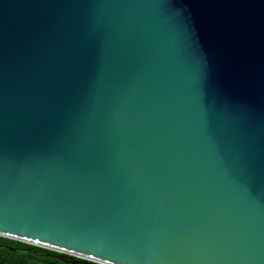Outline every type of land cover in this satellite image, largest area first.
Here are the masks:
<instances>
[{
  "label": "water",
  "instance_id": "95a60500",
  "mask_svg": "<svg viewBox=\"0 0 264 264\" xmlns=\"http://www.w3.org/2000/svg\"><path fill=\"white\" fill-rule=\"evenodd\" d=\"M0 237L264 264V0H0Z\"/></svg>",
  "mask_w": 264,
  "mask_h": 264
},
{
  "label": "trees",
  "instance_id": "16d2710c",
  "mask_svg": "<svg viewBox=\"0 0 264 264\" xmlns=\"http://www.w3.org/2000/svg\"><path fill=\"white\" fill-rule=\"evenodd\" d=\"M58 257L86 263L81 259L65 254L0 237V264H70L60 260Z\"/></svg>",
  "mask_w": 264,
  "mask_h": 264
}]
</instances>
